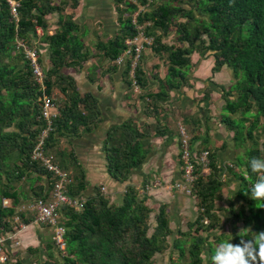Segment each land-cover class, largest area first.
Here are the masks:
<instances>
[{
	"label": "trees",
	"instance_id": "obj_1",
	"mask_svg": "<svg viewBox=\"0 0 264 264\" xmlns=\"http://www.w3.org/2000/svg\"><path fill=\"white\" fill-rule=\"evenodd\" d=\"M13 1L18 4L15 19L9 13L7 2L0 0V232L9 229L8 219L13 215L30 223L33 214L23 215L16 210V205L26 197H46L50 189V176L29 155L42 127L39 97L43 92L52 95L55 88L64 97L61 103H56L58 115L44 142L48 151L58 136L71 137L88 132L98 122L95 99L90 94L81 95L72 77L63 72L64 68L80 66L89 55L80 41L79 26L73 22L72 13H64L66 7L74 9L77 0ZM137 6L144 8L136 13V23L149 22L147 30L160 32L151 33L154 41L150 47L154 53L164 54L167 64L164 76L157 82V91L145 94L153 106L166 100L172 88L184 83V68L192 53L211 56V74L222 66L230 70L233 88L220 89L224 99L222 109L226 114L238 112L239 115L236 119L224 115V126L232 131L235 145L243 144V155L237 157L234 166L238 170L233 174L250 195L248 184L256 180V174L250 171L248 161L253 156H264V0H124L123 5L118 2L115 9L119 28L113 37L95 44L100 57L113 62L123 48L122 40L136 34L131 14ZM52 12L56 13L58 28L50 33L45 15ZM36 28L42 30L38 42L45 44L47 56L42 90L32 80L28 62L14 46L18 39L32 47ZM171 28L176 31L178 44L162 43V34ZM122 72L130 87L127 64ZM134 79L139 89L144 86L138 66ZM234 94L235 97L230 98ZM156 131L157 128L154 134ZM259 135L263 139L258 144L256 137ZM143 136L130 120L107 131L102 150L106 154L105 169L110 178L124 182L130 171L143 162L146 150L140 143ZM56 151L61 154L55 150L52 155L56 156ZM207 151L211 169L208 175L202 174L201 166L193 162L190 194L196 199L197 212L187 230L170 227L163 204L157 207L151 224V210L132 186H125L119 203L110 202L96 188L84 195V175L80 169H72L67 193L72 198L84 196L85 199L79 210L67 206L57 210L64 229L63 254L56 250L60 256L55 258L50 240L42 264H153L152 256L165 248L176 252L169 264H212L213 244L225 240L237 244L241 234L250 238L255 232L264 231V200L255 201L249 196L246 205L234 214L242 222V231L229 235L215 233L220 219L215 213L214 201L222 182L215 155ZM64 154L56 161L59 168L66 171L70 165L67 159L72 155ZM71 163L76 166L74 160ZM43 175L48 179L47 188L32 187L31 184ZM22 181L27 183L29 196L22 190ZM2 200L9 201V205H2ZM204 251L207 253L205 262ZM7 264L20 263L14 260Z\"/></svg>",
	"mask_w": 264,
	"mask_h": 264
},
{
	"label": "crops",
	"instance_id": "obj_2",
	"mask_svg": "<svg viewBox=\"0 0 264 264\" xmlns=\"http://www.w3.org/2000/svg\"><path fill=\"white\" fill-rule=\"evenodd\" d=\"M108 1L110 0H77L73 12L64 8V13L71 12L73 22L79 26L78 36L89 55L80 66L65 68L63 72L72 77L74 86L81 95L90 94L95 99L98 122L88 132H80L71 137L58 136L52 148L54 151L58 150L59 154L72 155L67 159L70 165L66 171L70 175L72 169L82 171L86 181L84 195L90 194L95 188L104 189L108 192L110 202L119 203L125 186H132L139 196L144 197V204L151 210L150 214H154L157 207L163 204L170 227L187 230L197 211L195 197L186 193L181 186L182 161L176 130V124L181 123L187 133L192 155L203 149L215 155L222 182L214 201L216 215L221 223L239 220L234 214L239 207L246 205L250 195L245 194L240 180L233 174L238 167L235 170L227 167V164H234L238 161L237 157L243 155V144L235 145L232 131L224 126V115L233 119L239 115L238 112L226 114L222 109L224 99L220 89L227 90L230 85V82L218 77L222 75L224 66L211 74V56L189 55V64L184 68V83L172 88L166 100L153 106L145 94L157 91V82L165 74V55H156L151 47L142 50L138 68L145 83L138 89V94L132 93L122 72L124 65L108 63V59L105 61L95 49L96 43L113 37L119 28L116 21L111 24L112 10L111 7L108 10ZM112 1L115 12L116 4ZM45 19L48 32L58 28L55 12L46 14ZM41 34L42 30L36 28V37L32 39L31 45L37 50L42 64L43 59L46 62L47 56L45 44L38 42ZM52 90V96L55 94L57 103H61L63 95L55 88ZM234 97L235 94L230 96ZM125 120H130L137 132L144 135L140 143L146 150L143 162L130 171L124 182H119L106 173V154L102 150V144L107 131ZM156 128L157 134H154ZM55 154L54 158L57 160L61 154L58 155L57 151ZM72 158L75 167L71 163ZM47 182L48 179L43 175L38 181H34L32 187L42 185L47 188ZM33 199H20L16 210L23 215H31L25 212V204ZM182 222H185V228L181 225ZM50 231L48 225L38 224L34 219L30 221L28 228L16 235L18 245L7 244L9 261L42 264L47 256L46 244L50 243Z\"/></svg>",
	"mask_w": 264,
	"mask_h": 264
},
{
	"label": "built area",
	"instance_id": "obj_3",
	"mask_svg": "<svg viewBox=\"0 0 264 264\" xmlns=\"http://www.w3.org/2000/svg\"><path fill=\"white\" fill-rule=\"evenodd\" d=\"M8 4L9 13L16 17L17 2L13 0H5ZM144 7H137L136 11L131 14V24L136 29V34L130 38H124L122 40L123 48L113 59V63H122L123 56L125 60L124 64H127V78L130 81V87L139 89L135 83L134 71L138 66L140 53L144 48L150 47L154 41V36L151 37L147 27L149 22L136 23L135 16ZM149 23V25H148ZM148 33V34H147ZM15 49L20 51L23 57L28 62L32 80L42 90V78L43 68L39 61V55L34 47L25 45L21 40L16 39L14 41ZM39 119L42 122V127L36 135L35 142L30 149V159L35 162L39 168L45 170L51 178L50 189L48 195L40 198H34L33 200L25 204V212L33 214L35 222L41 225H48L51 228L50 240L53 247L60 254H63L64 241H63V226L58 220L57 210L62 206L71 207L79 210L84 202V196L70 197L67 193V187L71 183L72 178L70 174L59 168L58 162L45 147L44 142L48 133L52 130L53 119L58 115V109L55 108L54 98L52 95L43 92L39 97ZM53 107L52 110L49 108ZM176 130L178 135L179 154L182 161V176L183 185L182 188L186 193H190L191 183L194 180L192 174L193 162L196 161L201 166V173L208 175L211 172L209 154L206 149L200 150L197 154L192 155L188 147L187 133L184 126L181 123L176 124ZM227 167L236 169L233 163L227 164ZM255 180L252 182L254 183ZM248 187L251 188V184ZM177 186V185H175ZM144 189V188H143ZM147 189V188H145ZM102 190V189H101ZM6 202L5 200L1 203ZM9 229L0 232V264H7L9 261V255L7 251V244L13 246L18 245V241L15 239L16 235L28 228V223L24 222L18 215H13L8 219ZM206 222V220H204Z\"/></svg>",
	"mask_w": 264,
	"mask_h": 264
},
{
	"label": "clouds",
	"instance_id": "obj_4",
	"mask_svg": "<svg viewBox=\"0 0 264 264\" xmlns=\"http://www.w3.org/2000/svg\"><path fill=\"white\" fill-rule=\"evenodd\" d=\"M248 167L256 174V180L251 184L250 198L264 200V156L251 157ZM233 191L236 192L235 189ZM240 236L237 244L231 240L217 244L211 256L212 264H264V231L255 232L250 238L244 234Z\"/></svg>",
	"mask_w": 264,
	"mask_h": 264
},
{
	"label": "rangeland",
	"instance_id": "obj_5",
	"mask_svg": "<svg viewBox=\"0 0 264 264\" xmlns=\"http://www.w3.org/2000/svg\"><path fill=\"white\" fill-rule=\"evenodd\" d=\"M112 0H110V1H108V10H109V8L111 7V10H112V16H111V24L113 23V24H115V21H116V14H117V12L115 11L114 12V9H113V4H112V2H111ZM115 2V4L116 3H118V2H120V4H123L122 2H124V0H119L118 2L116 1V0H114ZM184 1V0H183ZM128 2H134V0H128ZM183 5H188L187 3H182ZM138 8H139V6H137ZM146 8V7H145ZM66 9H67V11H71V12H73L72 11V9H70V8H68V7H66ZM148 25H149V23H148ZM155 30H153V29H150V30H148V32H149V34H150V36L151 37H153V35L151 34V33H153ZM155 34H160V32L159 31H155ZM161 42L162 43H164V44H171V43H173V44H178V41H177V34H176V31L173 29V28H171V30L170 31H168V33H166V34H162V37H161ZM142 52V51H141ZM192 54H195V55H197L196 53H192ZM157 55V54H156ZM158 55H162V54H158ZM164 55V54H163ZM209 56L208 55V53H206V54H204L203 56ZM202 56V57H203ZM140 57H141V53H140ZM140 57H139V60H140ZM124 60H125V57L123 56V59H122V63H120V64H116V63H114V65H123V62H124ZM43 62H42V64H41V66H42V68H44L45 69V67L47 66V58H46V62H45V60L43 59L42 60ZM105 61H107L106 59H105ZM45 62V65H43V63ZM108 63H112V61H110V60H108ZM138 63H139V61H138ZM222 69H223V73H222V75H219L218 77L219 78H221V80L222 81H227V82H230V85H228L227 87H228V89H231V88H233V80H232V77H231V72H230V70L228 69V68H226L225 66L224 67H222ZM63 70H65V68L63 69ZM128 89L130 90V91H132V93H134V94H138V90L137 89H134L133 87H128ZM53 97H54V105L57 107V97H56V95L55 94H53ZM50 110H52L53 109V107H50L49 108ZM253 134H255V133H253ZM262 139H263V137L261 136V135H259V136H257L256 137V141H257V143L259 144L261 141H262ZM54 151V149L51 147L50 148V151L49 152H53ZM54 153V152H53ZM32 175V174H31ZM23 180V179H22ZM23 182V181H22ZM34 183V182H33ZM32 183V184H33ZM23 184V188H22V190H24L25 191V193L29 196V191L27 190V183L25 182H23L22 183ZM32 184H31V186H32ZM99 190V192L103 195V196H105V197H107V199H108V192L106 193V191H104V189L103 190H101V189H98ZM29 198H34V196H32V197H29ZM4 201V200H3ZM6 201V200H5ZM9 202V201H8ZM8 202L6 203V202H3L2 203V205H9L8 204ZM257 213V212H256ZM152 216H153V214L151 213L150 214V217H149V219H150V222H151V224H153V219H152ZM172 225L174 226V223H172ZM181 225H183V227L185 228L186 226H185V222H182L181 223ZM242 227H243V225H242V222L240 221V220H237V221H228V222H226V221H224V222H222L221 223V221H220V225H219V227L217 228V230H215V233L216 234H219V233H224V234H227V235H229V234H231L233 231H241L242 230ZM176 229V228H175ZM174 234L175 233H173V234H171V236L170 237H172V236H174ZM170 239V238H169ZM211 239L209 238V241H210ZM216 245L217 244H213L212 246H214V247H216ZM53 253H54V256H55V258H58V256H60V255H58V253L56 252V250H55V248H54V250H53ZM207 253L204 251L203 253H202V257H204V262L206 261V259H207V255H206ZM176 257V252H175V250H171L170 248H165L163 251H161V252H159V253H155L153 256H152V262H153V264H169L170 263V261L172 260V259H174ZM204 264V263H203Z\"/></svg>",
	"mask_w": 264,
	"mask_h": 264
}]
</instances>
